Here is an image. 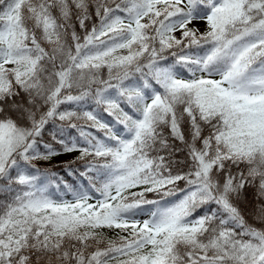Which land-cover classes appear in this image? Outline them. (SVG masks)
Returning <instances> with one entry per match:
<instances>
[{
  "label": "snow or ice",
  "instance_id": "1",
  "mask_svg": "<svg viewBox=\"0 0 264 264\" xmlns=\"http://www.w3.org/2000/svg\"><path fill=\"white\" fill-rule=\"evenodd\" d=\"M0 264H264V0H0Z\"/></svg>",
  "mask_w": 264,
  "mask_h": 264
},
{
  "label": "rangeland",
  "instance_id": "2",
  "mask_svg": "<svg viewBox=\"0 0 264 264\" xmlns=\"http://www.w3.org/2000/svg\"><path fill=\"white\" fill-rule=\"evenodd\" d=\"M193 27H198L200 28L201 30H203L204 28V22L203 21H194L193 24L191 25ZM177 35H179V33H177ZM69 157H65V156H62L60 157L59 159L61 160H67Z\"/></svg>",
  "mask_w": 264,
  "mask_h": 264
}]
</instances>
